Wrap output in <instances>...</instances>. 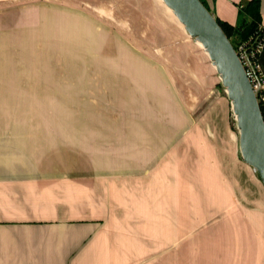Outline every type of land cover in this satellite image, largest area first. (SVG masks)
<instances>
[{"label":"rangeland","instance_id":"obj_1","mask_svg":"<svg viewBox=\"0 0 264 264\" xmlns=\"http://www.w3.org/2000/svg\"><path fill=\"white\" fill-rule=\"evenodd\" d=\"M166 10L160 0H0V76L37 95L20 100L35 114L21 121L50 113L46 122L97 129L105 144L123 124L158 127V162L132 178L158 172L164 221L179 222L164 235L179 234L184 254L215 221L243 219L240 205L264 209V186L242 159L217 71Z\"/></svg>","mask_w":264,"mask_h":264},{"label":"crops","instance_id":"obj_2","mask_svg":"<svg viewBox=\"0 0 264 264\" xmlns=\"http://www.w3.org/2000/svg\"><path fill=\"white\" fill-rule=\"evenodd\" d=\"M206 1L236 28L252 0ZM260 13L264 23V0ZM35 94L21 91L19 78L0 76V264H180L181 236L164 235V227L179 232V222L164 221L158 172L132 178L158 162V127L123 124L100 143L99 130L46 122L50 113L21 121V113L35 114L20 100ZM119 171L128 177L116 179ZM239 208L243 219L193 235L182 259L264 264V209Z\"/></svg>","mask_w":264,"mask_h":264},{"label":"water","instance_id":"obj_3","mask_svg":"<svg viewBox=\"0 0 264 264\" xmlns=\"http://www.w3.org/2000/svg\"><path fill=\"white\" fill-rule=\"evenodd\" d=\"M163 2L215 66L236 118L242 159L264 186V116L233 43L201 0Z\"/></svg>","mask_w":264,"mask_h":264},{"label":"built area","instance_id":"obj_4","mask_svg":"<svg viewBox=\"0 0 264 264\" xmlns=\"http://www.w3.org/2000/svg\"><path fill=\"white\" fill-rule=\"evenodd\" d=\"M232 43L264 116V23L256 22L247 32L236 34Z\"/></svg>","mask_w":264,"mask_h":264},{"label":"trees","instance_id":"obj_5","mask_svg":"<svg viewBox=\"0 0 264 264\" xmlns=\"http://www.w3.org/2000/svg\"><path fill=\"white\" fill-rule=\"evenodd\" d=\"M204 5L210 10L208 3L206 0H201ZM243 12L245 13L246 16H244L241 21H240V25L237 26L236 28L228 25L225 22H221L218 20V22L220 23L221 27L223 28V30L225 31V33L227 34V36L230 38L231 42H233V37L234 35L238 34V33H242L240 32V27L245 25V32H247L252 25H254L256 22L260 21L261 18V13H260V0H252L246 7L245 9H243Z\"/></svg>","mask_w":264,"mask_h":264},{"label":"bare ground","instance_id":"obj_6","mask_svg":"<svg viewBox=\"0 0 264 264\" xmlns=\"http://www.w3.org/2000/svg\"><path fill=\"white\" fill-rule=\"evenodd\" d=\"M161 1V3H164L163 2V0H160ZM164 5H165V3H164ZM165 7H166V11L170 14V15H174V13L165 5ZM175 16V15H174ZM176 17V16H175ZM176 20H177V18H176ZM181 24V23H180ZM181 26L182 27H184L182 24H181ZM185 29V28H184ZM195 41V43H196V45L199 47V48H201L203 51H204V54H206V56L209 58V56H208V54H207V52L205 51V49L203 48V46L201 45V43L200 42H198V41H196V40H194ZM211 64H212V62H211ZM212 67L215 69V66L212 64ZM216 70V69H215ZM220 78V77H219ZM234 119L236 120V118H235V115H234Z\"/></svg>","mask_w":264,"mask_h":264}]
</instances>
